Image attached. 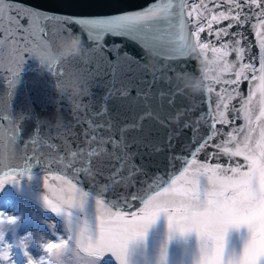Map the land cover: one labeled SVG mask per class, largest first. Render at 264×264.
I'll return each mask as SVG.
<instances>
[{
    "label": "snow or ice",
    "instance_id": "6c2138e0",
    "mask_svg": "<svg viewBox=\"0 0 264 264\" xmlns=\"http://www.w3.org/2000/svg\"><path fill=\"white\" fill-rule=\"evenodd\" d=\"M230 2L236 8H241L236 0ZM251 3L256 4L257 0H251ZM261 7L264 8V4ZM188 8L187 0H160L140 11L106 17L74 18L50 14L31 5L0 0V33H3V38H0V70H5L7 63V71L11 73L9 83L14 86L18 82L26 55L35 56L46 43L47 39L41 35L45 32L41 25L46 22H52V30L57 28L65 30L62 22L82 26L87 32L88 40L96 44L94 49L89 50L90 55L99 51L103 47L104 38L111 35L130 38L144 47L158 49L166 54V58L188 57L193 45L209 48V44L200 43L203 27L189 33L186 16H191L192 12L187 11ZM23 19L28 21L26 27L21 24ZM225 19H229V15L220 12L218 16L212 17L209 26L213 22ZM233 19L236 23H243L240 12H237ZM20 31L25 33L23 37L18 35ZM221 32L227 35L228 29H221ZM216 35L220 36V33ZM120 47L113 45L109 50L118 52ZM226 48L228 45L212 50L229 55ZM260 48L261 75L257 91L261 95V107L259 115L256 116L257 121L264 118V39L260 42ZM233 50L238 53V58H242L243 48L235 47ZM127 56L128 54H125V58ZM141 67L146 65L141 64ZM246 70L256 71L253 65L244 64L236 72V80L229 83L238 84L241 77L246 79ZM113 73V88L104 96L105 101L110 98L121 100L130 94V88L123 85L120 88L114 86L115 68ZM153 76L154 79H159L155 73ZM152 82L154 81L148 83ZM208 91L211 92L212 88L209 87ZM149 92L150 88L145 92L138 89L137 97L143 96L147 99ZM181 92L180 89L175 90L171 95L174 97ZM85 94L90 93L86 91ZM160 95L163 96L164 93L161 92ZM231 98L229 96V99ZM250 100L251 94L241 109L247 125L253 122L252 111L248 106ZM169 103H172V100H169ZM223 106L225 111L217 112L218 119L212 124L210 135L195 147L191 153V160L185 161L188 167H184L179 175L170 182L161 181L149 185L148 190L142 195L121 194L114 200L105 198V193L113 186L121 185L127 189L135 184L137 174H146V167L137 164L135 160L140 153L132 150L134 144L144 142L143 138L133 137L129 140L126 133L129 130L139 131L142 127L141 121L153 118L151 111L140 115L136 122L120 127L119 138L115 135L110 118L98 123L88 119L86 121L88 126L83 130L85 147L71 150L68 142L64 143L67 163L66 156L59 154L56 144L36 136L25 142V147L28 144L32 145L33 154L23 156L22 167L12 165L16 159L19 125L10 114L0 116V121H7V126L0 123V190L8 183L19 184L15 176L27 175L31 179L33 161L36 165L58 163L64 169L72 170L71 178L67 174L55 177L60 181L59 187L49 185L45 178V186L51 195V198L49 195H43L46 207L57 215H63L67 233L66 237L63 235L59 237L58 243L49 241L44 245L47 264H66V258L72 253L76 254L78 264H107L105 257L109 254L118 264H172L170 242L177 234L193 232L197 236V244L193 248L185 247L182 250L178 264H264V125L260 126L259 140L255 143L252 141L251 133L255 131L252 127L247 128V134L242 141L236 140L231 133L227 134L228 139L234 141V147L222 148V154L228 158L227 164L210 162L212 158L219 159L221 154L219 151L206 153L208 162L201 163L197 160V155L207 147L211 146L217 150L222 147L221 144H212L211 141L217 135L215 123H229L226 116L228 105L225 103ZM81 107L80 103L75 104L76 109ZM219 107L220 105H217L218 109ZM107 113V107H103L101 111L93 112L91 116L107 117ZM160 122L163 123L162 120ZM187 126L186 124L185 127ZM168 139L171 141L172 137L169 136ZM168 147L171 148L173 145L169 143ZM43 148L49 151L41 152L40 149ZM159 150L162 149L158 148L157 151ZM234 157H243L244 162L233 163ZM93 158H96L95 170ZM77 163L86 166L75 167ZM104 168L109 170L110 183L101 185L95 195L78 187L80 183L78 174L84 173L94 179L96 175L103 174ZM137 200L142 203V207L132 211L133 202ZM123 208L129 210L124 211ZM161 213L166 215L167 234L152 249L148 246L147 236L149 228ZM16 219L14 216L0 213V225L14 223ZM240 225H246L250 234L245 239L242 250L233 248L229 251L226 248L227 230L230 226ZM3 235L4 233L0 231V240L3 239ZM134 242L137 246L132 249L130 244ZM134 252L135 260L132 259ZM8 257L9 252L5 247L0 251V258L7 260ZM30 264L37 262L30 258ZM40 264H44L43 259Z\"/></svg>",
    "mask_w": 264,
    "mask_h": 264
},
{
    "label": "water",
    "instance_id": "95a60500",
    "mask_svg": "<svg viewBox=\"0 0 264 264\" xmlns=\"http://www.w3.org/2000/svg\"><path fill=\"white\" fill-rule=\"evenodd\" d=\"M9 2L31 5L55 15L95 18L144 10L160 0H9ZM187 3L189 5L187 11L192 12L191 16H186L189 33L203 27L204 31L200 33V43L209 44V49L228 45L225 50L229 51V59L235 64V71L229 73L219 83H210L208 88H212L211 92L207 89L198 96H192L182 91L172 97L171 93L179 90L173 78L174 72L176 70L196 71V60L190 55L170 59L159 50L161 55L156 61L159 70L149 71L148 67H141V64L146 65L148 61L145 58L144 48L138 41L108 35L102 42L103 47L90 55L89 50L94 49L96 44L88 40L86 30L75 23L62 22L64 31L71 29V31L80 32L84 37L90 56V62L85 66L90 94L84 93L72 99L62 96L56 89L61 70H56L53 74L51 71L42 69L37 58L27 55L18 82L13 86L9 83L11 73L7 71L6 63L5 70H0V109H3L0 111V116L10 114L17 121L20 130L16 145V159L12 165L22 167L23 156L33 154L32 145L28 144L25 147V142L36 136L56 144L57 151L60 155L66 156L65 163H67L64 143L67 141L71 150L85 147L83 130L88 126L86 123L88 119H93L98 123L110 118L114 125L115 135L119 138L118 129L120 127L136 122L140 115L151 111L153 118H145L141 121L142 127L139 131L129 130L126 133V138L129 140L133 137L143 138L144 142L139 145L134 144L132 150L140 153L135 160L137 164H143L146 167V174H137L135 184L127 189L121 185L113 186L105 193V198L114 200L118 199L121 194L125 196L131 193L142 195L148 190L149 185L161 181L170 182L172 178L179 175L184 167H188L185 161L191 160V153L195 147L210 135L211 126L218 119L217 112L225 111L223 106L225 103L228 105L226 116L229 123H215L217 135L211 141L212 144H221L222 147L220 150L211 146L207 147L197 155V160L201 163L208 162L206 153L219 151L221 153L219 159L212 158L210 162L227 164L228 158L222 154V148L234 147V141L228 139V133H231L236 140L242 141L247 134V128L252 127L255 129L251 133L252 141L253 143L258 141L260 126L264 125V118L256 120L261 107V95L257 88L261 75L259 72L260 42L264 39V8L261 7L264 0H257L256 4L251 3V0H236L241 8H236L230 0H187ZM220 12L229 15V19L213 22L209 26L212 17L218 16ZM237 12L241 13L243 23H236L233 19ZM21 24L26 27L28 21L23 19ZM41 26L45 28V32L41 34L42 38L48 39L52 32V22H46ZM221 29H228V34L224 35ZM218 32L220 36L216 35ZM18 35L23 37L25 33L20 31ZM0 38H3V33H0ZM113 45L121 46L118 52L109 50ZM235 47L244 49L242 58H238V53L233 50ZM125 54H128L127 58ZM244 64L253 65L256 71L246 70V79L241 77L238 84L229 83V81L236 80V72ZM114 68L116 81L114 86L120 88L123 85L125 88H130V94L121 100L110 98L105 101L104 96L113 88ZM153 73L159 79H154ZM149 81L154 82L149 84ZM149 88L147 99L143 96L137 97L138 89L145 92ZM161 92L164 93L163 96L160 95ZM250 94L251 100L248 106L252 111L253 122L247 125L241 109L244 101L249 100ZM229 96L232 98L229 99ZM169 100H172V103H169ZM77 102L82 105L80 109L75 108ZM217 105H220L219 109ZM103 107L108 109L107 117L91 116L93 112H99ZM58 116L59 122H57ZM161 120L163 123L160 122ZM0 123L7 126V121H0ZM186 124L187 127H185ZM242 128L243 131H241ZM169 136L172 137L171 141L168 139ZM169 143L173 147L169 148ZM158 148L162 150L157 151ZM40 151L47 153L49 149L43 148ZM95 160L96 158H93L94 170ZM236 161L244 162L243 157H234L233 163ZM32 164L31 179L27 175L15 176L19 184L15 182L6 184L0 190V195L12 194L29 199L64 221L62 214L57 215L46 207L43 195H49L50 198L51 195L48 187L45 186V178L49 185L59 187L60 181L55 177L67 174L71 178L72 170H66L58 163L36 165L33 161ZM84 166L86 165L80 163L75 165V167ZM102 172L103 174L96 175L94 179L84 173L78 174L80 179L78 187L95 195L101 185L110 183L109 170L104 168ZM73 182L76 183L75 180ZM139 207H142V203L139 200L134 201L131 210L135 211ZM123 210L128 211L129 209L123 208ZM166 234L167 219L166 215L161 213L157 221L149 228L148 246L154 249L166 237ZM249 234L246 225L230 226L226 233V248L229 251L233 248L238 251L242 250L243 243ZM196 244L197 236L194 232L185 235L177 234L169 244L172 264H178L185 247L193 248ZM136 246L135 242L130 244L132 249ZM105 258L117 262L111 254ZM132 259H136L135 252Z\"/></svg>",
    "mask_w": 264,
    "mask_h": 264
},
{
    "label": "clouds",
    "instance_id": "9594fccd",
    "mask_svg": "<svg viewBox=\"0 0 264 264\" xmlns=\"http://www.w3.org/2000/svg\"><path fill=\"white\" fill-rule=\"evenodd\" d=\"M142 47L148 61L146 67L149 71H158L156 61L160 58V51L143 45ZM189 55L196 60V71L176 70L173 78L181 91L192 96L200 95L208 89L210 83L221 82L229 73L235 71L234 62L225 53L193 45ZM34 57L44 70L52 73L61 70L56 89L67 99L79 97L89 90L85 66L90 62V56L80 32L59 28L52 30L50 37ZM59 120L58 116L57 122Z\"/></svg>",
    "mask_w": 264,
    "mask_h": 264
},
{
    "label": "rangeland",
    "instance_id": "374dc122",
    "mask_svg": "<svg viewBox=\"0 0 264 264\" xmlns=\"http://www.w3.org/2000/svg\"><path fill=\"white\" fill-rule=\"evenodd\" d=\"M0 213L16 217L14 223L0 225L4 233L0 240V251L9 252L7 260L0 258V264H28L30 258L40 264H47L44 245L58 243L61 235L67 236L65 224L39 205L10 195H0ZM107 264H116L105 259ZM66 264H78L75 253L66 258Z\"/></svg>",
    "mask_w": 264,
    "mask_h": 264
}]
</instances>
